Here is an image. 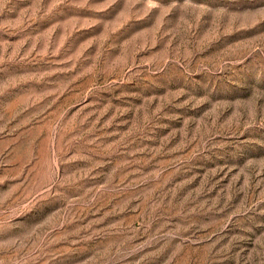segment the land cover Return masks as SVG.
Returning a JSON list of instances; mask_svg holds the SVG:
<instances>
[{
  "label": "rangeland",
  "instance_id": "rangeland-1",
  "mask_svg": "<svg viewBox=\"0 0 264 264\" xmlns=\"http://www.w3.org/2000/svg\"><path fill=\"white\" fill-rule=\"evenodd\" d=\"M0 264H264V0H0Z\"/></svg>",
  "mask_w": 264,
  "mask_h": 264
}]
</instances>
